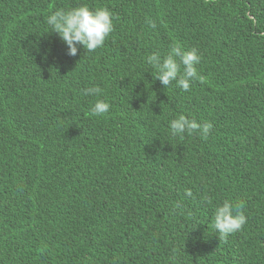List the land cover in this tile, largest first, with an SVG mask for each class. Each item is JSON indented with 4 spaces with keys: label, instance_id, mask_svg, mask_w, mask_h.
<instances>
[{
    "label": "trees",
    "instance_id": "1",
    "mask_svg": "<svg viewBox=\"0 0 264 264\" xmlns=\"http://www.w3.org/2000/svg\"><path fill=\"white\" fill-rule=\"evenodd\" d=\"M81 3L114 30L73 57L46 18ZM174 44L188 91L147 63ZM224 200L247 222L220 238ZM0 264H264V0H0Z\"/></svg>",
    "mask_w": 264,
    "mask_h": 264
},
{
    "label": "clouds",
    "instance_id": "2",
    "mask_svg": "<svg viewBox=\"0 0 264 264\" xmlns=\"http://www.w3.org/2000/svg\"><path fill=\"white\" fill-rule=\"evenodd\" d=\"M46 24L66 44L68 55L75 57L80 46L86 53L95 52L104 46L114 30V15L107 7L91 8L88 4L81 3L67 9H56L47 16ZM200 62L201 55L197 48L184 49L179 44L172 45L164 56L152 53L147 57V63L155 69L156 79L164 86L175 84L182 91H188L192 82L203 79L197 68ZM101 93L99 86L83 90L85 96H99ZM110 107L106 99H97L91 106V113L94 116H103L109 112ZM212 128L210 121L198 122L183 114L169 121L171 136L180 139L184 138L185 133L191 135L193 132H199L206 139ZM186 194L191 196V190H187ZM208 202L211 203L210 199ZM176 207L180 205L177 204ZM246 222L247 217L242 206L230 200H224L214 208L212 227L220 238H226L240 230Z\"/></svg>",
    "mask_w": 264,
    "mask_h": 264
}]
</instances>
